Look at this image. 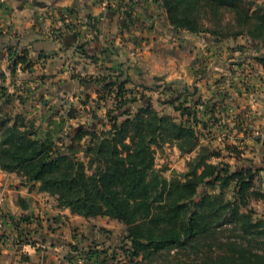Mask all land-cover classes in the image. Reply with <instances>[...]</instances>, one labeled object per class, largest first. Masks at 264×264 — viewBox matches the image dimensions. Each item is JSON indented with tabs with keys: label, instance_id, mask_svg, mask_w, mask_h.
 <instances>
[{
	"label": "trees",
	"instance_id": "trees-1",
	"mask_svg": "<svg viewBox=\"0 0 264 264\" xmlns=\"http://www.w3.org/2000/svg\"><path fill=\"white\" fill-rule=\"evenodd\" d=\"M158 2L175 30L207 34L216 42L246 34L250 40L264 45V6L254 8L244 0ZM224 9L232 14L230 31L221 21L205 25L206 18H217ZM258 60L264 67V58ZM16 64L15 61L13 65ZM128 82L129 79L120 81L103 75L84 83L95 85L100 99L103 92L115 91L114 108L109 111L111 126L101 132L80 128L69 143H57L46 132L36 137L35 123L27 121L23 114L0 110V171L17 175L27 185H37L38 192L54 197L57 207L68 209L71 214L87 219L107 217L123 223L126 235L120 249L131 260L152 259L175 248L191 249L206 237L217 240L229 225L248 244L254 241L264 245V220H254L240 211L251 198H263L253 189L252 167L231 171L229 165L222 164L220 168L210 161L220 153L200 142L198 132L206 130L207 122L214 120L215 104L205 105L209 117L202 121L196 116L198 106H204L201 98L196 100L197 91L181 83L176 97L171 95L166 101L179 114V121L151 105H140L131 114L130 105L140 99L124 98ZM174 83H169V87ZM163 86L153 83V89ZM141 87L147 89L143 83ZM183 94L192 100H181ZM120 117L125 119L117 121ZM85 138L88 141L84 148H77ZM171 143L181 155H195L188 160L185 173H174L167 179L155 168L154 149ZM78 153L83 154L86 163L77 158ZM234 156L241 158L242 152L235 150ZM233 182L236 186L232 199L212 198L200 190L205 183H218L226 189ZM99 230L106 232L104 228ZM30 235L29 229L17 228L14 242L32 244L30 238L35 236ZM103 253L106 252L92 251L87 258L98 260ZM219 258L231 260V264H257L255 260L263 256L244 248L241 253ZM106 261L107 258L103 259V264Z\"/></svg>",
	"mask_w": 264,
	"mask_h": 264
},
{
	"label": "rangeland",
	"instance_id": "rangeland-1",
	"mask_svg": "<svg viewBox=\"0 0 264 264\" xmlns=\"http://www.w3.org/2000/svg\"><path fill=\"white\" fill-rule=\"evenodd\" d=\"M17 1L21 3V5L27 2V0ZM34 1L36 0H30V2ZM244 1L251 3V6L253 5L252 7L254 8L255 6H264V0ZM5 5L6 0L0 3L1 7ZM44 13L50 20L52 15L49 14V11H45ZM57 13L58 14L53 18L55 20L53 26L49 25L46 27L44 22L35 23V27L39 32L45 31L46 29L47 33L42 36L48 37L50 34L53 38H57L64 33V30H71V23L65 22V20L70 17L71 12L67 11L65 15L62 14L63 12H61V10H58ZM217 21H221V23L227 27L228 31L233 28L232 14L225 11V9L219 12V17L213 18L211 16L206 18L204 23L207 26H212ZM58 22L60 24H58ZM4 29L5 27L0 28V42H4L0 46L1 112L4 113L8 111L14 114H23L27 121L35 123V127L37 128L36 137H42V134L46 132L51 134L52 138L55 139L57 143H69L75 135L76 130L80 128L86 131L96 130L97 132L110 128L109 111L114 108L112 101L115 94L114 90L113 93L103 92L100 94L102 96V99H100L99 95L95 93V89H97L95 85L83 84L88 81L90 82V80L97 77V75L85 72V74L81 76L82 66L79 65V67H77L76 60L72 59L71 54H69L67 58V60L72 59L68 67L69 72L66 76H63V78L56 80L54 74L43 71L46 60L41 62V58L33 52L32 46L29 45L30 40L26 32H19L15 28H12L13 32H11L9 28L8 30ZM221 47H224L226 52L232 55L230 57L226 56V61L230 64L231 70L235 69L231 67V65L240 60H243L244 64L246 63L247 70H254L256 66L259 67L256 62L257 57L264 55V45L257 44L255 41L250 40L246 34L241 36L240 39L229 38L223 40L220 43V47L217 49L222 50ZM15 61L17 64L13 65ZM202 62L201 60V63ZM235 73L236 71H234V74ZM229 74H232V71H230ZM103 75L108 74L103 72L99 77ZM78 77H82V80L77 79ZM110 77L112 76L110 75ZM118 77H120V75ZM227 79L228 76H221L215 80L216 82L214 84H216L217 87L216 90H214L215 92H213L214 96L219 95V92H221L220 95L226 94L224 92V85L232 86L230 87L232 91L233 88L237 89L236 83H239L240 80L237 79L235 82L233 77L231 79L229 78L227 82ZM241 81L243 88L249 92L247 86L250 85V81H244L243 79H241ZM153 83L160 84L153 78L147 76L143 82L144 87L147 89L140 88L136 90L135 87H130L128 88L129 90L127 89L126 94L134 95L140 99L139 102L137 101L134 105H130L131 114H135L137 109L140 108V105H151L152 108L159 113L169 115L179 121V114L175 112L166 101L171 95L176 97V90L180 88L176 89L175 85L169 87V83L171 82H165L160 84L164 85L162 88L158 87L153 89ZM187 87H189L190 90L195 89V86L192 87L190 85ZM131 95H128L129 98H133ZM127 97L124 96V98ZM181 100H186L187 103H189L192 97L183 94ZM210 101L213 100H206V102ZM219 104L220 102H217L215 105L216 116H214V120L210 121V123L207 122L206 130H199L200 142L207 145L213 152L220 153L219 157L210 160L212 163L218 164L220 168H222L224 164L229 165L231 171L249 169V167H252V174L255 177L253 189L263 194V198H251L246 206L241 207L240 211L250 214L254 220H264V138L262 139L255 136L256 126L251 127L253 125L249 121L242 124L236 123L234 125L221 122L222 118L217 111L223 110V107ZM200 112L201 109H198L196 116L202 121H206L201 117ZM70 114L71 118H69ZM123 119H125V117H120L117 121ZM240 132L243 133L244 136L249 137V139H251L250 142L245 143L244 139L241 138L236 140V136ZM66 136L68 137L67 139ZM205 139H208V142ZM87 141L88 139L85 138V140L78 142L76 145L77 148H84ZM227 141H232V143L226 144ZM235 150L242 152L241 158L234 156ZM154 151L155 168L167 179H170L174 173H185L187 171L188 160L195 155L194 153L181 155L172 143L163 144L161 148H155ZM77 158L84 163L87 162V159L84 158L82 153H78ZM235 186L236 182H233L228 188L221 189L218 183H205L200 190L206 192L212 198H222L224 200L233 198ZM47 195L49 197L47 203L50 208H53L56 200L49 194ZM52 217L50 215L47 216V218H45L46 222L41 228L37 226V228L41 230L37 231L35 237L30 238V242L34 245L37 244L39 250H43L44 248L42 249L39 247V245L43 243L37 237L39 233H45L54 239L55 243H53L52 246L58 245V243L64 241V237H66L68 244L65 245L66 247L62 252L71 253L75 249L76 258L81 259L83 264H103L102 260L105 258H107L106 264H231V260L225 261L219 257L223 255L229 256L233 253H241L244 248H247L254 254L263 256V259H256L255 261L257 264H264V245L257 244L254 241L248 244L241 239V234H238L237 230L234 232L230 230L233 227L232 225L226 226L227 230L223 234L218 235L217 240L206 237L191 249L175 248L170 251H162L152 259H142V257H140L131 260L127 254L120 249L126 235L125 225L123 223L107 217L88 219L84 217L74 219L73 216L66 215H62L59 219ZM100 228H104L106 232H101L99 230ZM44 245H46L45 248L49 246V244L45 243ZM88 249H91L90 252L97 250L106 253L101 254L98 260H89L87 258V253H90ZM126 249L129 250L130 246L127 245Z\"/></svg>",
	"mask_w": 264,
	"mask_h": 264
},
{
	"label": "crops",
	"instance_id": "crops-1",
	"mask_svg": "<svg viewBox=\"0 0 264 264\" xmlns=\"http://www.w3.org/2000/svg\"><path fill=\"white\" fill-rule=\"evenodd\" d=\"M158 1L27 0L21 5L17 0H6V5L0 6V28L26 32L33 52L41 58V62L46 60L43 71L54 74L56 80L67 75L73 59L77 67L82 66L81 76L85 72L97 76L106 72L120 81L129 79L125 89L142 88L147 76L160 84L176 82L173 84L176 89L184 83L195 86L196 100L201 97L204 106L199 105L198 109H201L204 120L209 117L205 105L220 102L223 110L217 112L222 118L221 122L234 125L249 121L253 125L251 127H264V67L258 60L264 56L257 57L259 67L256 66L254 70H247L243 60L233 63L231 67L235 69L231 70L226 56L232 55L224 47L217 49L222 41L216 42L207 34L194 35L175 30L169 25ZM58 10L62 14L71 12L65 20L71 23V30H64L57 38L49 33L48 37L42 36L47 33L46 29L39 32L35 23L44 22L46 27L53 26V18ZM45 11L52 15L50 20ZM73 35L75 39H72ZM3 43L0 42V46ZM69 54L72 59L67 60ZM230 71L232 74H229ZM221 76L240 81L236 83L237 89L233 88L232 91V86L224 85L226 94L220 95L219 92L214 96L217 87L215 80ZM241 79L250 81L247 86L249 92L243 88ZM128 95L131 94L125 97ZM131 96L139 100V97ZM240 138L245 143L251 140L241 132L236 140ZM205 140L208 142V139ZM48 198L46 193L37 191V185H27L17 175L0 171V220L4 222L0 230V264L75 263V249L71 253L62 252L68 244L66 237L58 245L52 246L55 240L45 233H39L37 237L40 241H46L39 245L43 250H39L37 244L14 242L17 228L29 229L30 236H36L35 233L41 230L37 226H44L45 218L49 215L57 219L62 215L73 216L74 219L81 217L72 215L68 209L58 208L53 201L55 206L50 208ZM23 217L28 218V222L23 221ZM44 243L49 246L45 248Z\"/></svg>",
	"mask_w": 264,
	"mask_h": 264
},
{
	"label": "built area",
	"instance_id": "built-area-1",
	"mask_svg": "<svg viewBox=\"0 0 264 264\" xmlns=\"http://www.w3.org/2000/svg\"><path fill=\"white\" fill-rule=\"evenodd\" d=\"M5 0H0V3H3ZM225 131V130H224ZM225 135V134H224ZM254 135V134H253ZM255 136H258L259 138H264V127H256L255 128ZM4 227V222L0 220V230H2ZM41 247V246H40ZM38 248V247H37ZM75 264H83V261L81 259H76Z\"/></svg>",
	"mask_w": 264,
	"mask_h": 264
},
{
	"label": "water",
	"instance_id": "water-1",
	"mask_svg": "<svg viewBox=\"0 0 264 264\" xmlns=\"http://www.w3.org/2000/svg\"><path fill=\"white\" fill-rule=\"evenodd\" d=\"M72 39H75V36L74 35L72 36Z\"/></svg>",
	"mask_w": 264,
	"mask_h": 264
}]
</instances>
